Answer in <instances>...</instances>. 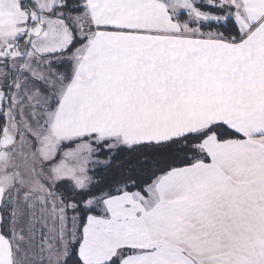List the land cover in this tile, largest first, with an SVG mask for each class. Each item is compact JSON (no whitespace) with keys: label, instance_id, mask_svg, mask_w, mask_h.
Segmentation results:
<instances>
[{"label":"snow or ice","instance_id":"obj_1","mask_svg":"<svg viewBox=\"0 0 264 264\" xmlns=\"http://www.w3.org/2000/svg\"><path fill=\"white\" fill-rule=\"evenodd\" d=\"M0 264H264V0H0Z\"/></svg>","mask_w":264,"mask_h":264}]
</instances>
